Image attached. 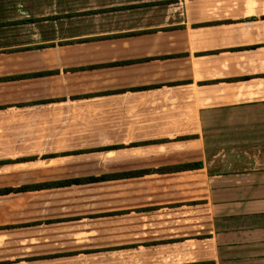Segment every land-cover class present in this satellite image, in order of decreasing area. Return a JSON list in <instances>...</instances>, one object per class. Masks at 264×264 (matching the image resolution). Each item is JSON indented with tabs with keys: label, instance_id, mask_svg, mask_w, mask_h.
Returning a JSON list of instances; mask_svg holds the SVG:
<instances>
[{
	"label": "crops",
	"instance_id": "0c3cea01",
	"mask_svg": "<svg viewBox=\"0 0 264 264\" xmlns=\"http://www.w3.org/2000/svg\"><path fill=\"white\" fill-rule=\"evenodd\" d=\"M0 264H264V0H0Z\"/></svg>",
	"mask_w": 264,
	"mask_h": 264
},
{
	"label": "trees",
	"instance_id": "16d2710c",
	"mask_svg": "<svg viewBox=\"0 0 264 264\" xmlns=\"http://www.w3.org/2000/svg\"><path fill=\"white\" fill-rule=\"evenodd\" d=\"M188 166H194V165H188ZM100 177H89V178H81V179H71V180H66L63 183H73V182H83V181H90V180H95L99 179Z\"/></svg>",
	"mask_w": 264,
	"mask_h": 264
}]
</instances>
